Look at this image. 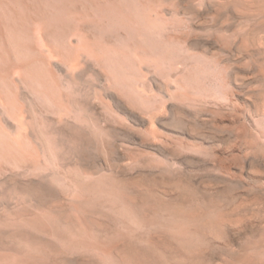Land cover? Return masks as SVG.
I'll return each instance as SVG.
<instances>
[{
    "label": "rangeland",
    "instance_id": "rangeland-1",
    "mask_svg": "<svg viewBox=\"0 0 264 264\" xmlns=\"http://www.w3.org/2000/svg\"><path fill=\"white\" fill-rule=\"evenodd\" d=\"M8 262L264 264V0H0Z\"/></svg>",
    "mask_w": 264,
    "mask_h": 264
},
{
    "label": "bare ground",
    "instance_id": "bare-ground-1",
    "mask_svg": "<svg viewBox=\"0 0 264 264\" xmlns=\"http://www.w3.org/2000/svg\"><path fill=\"white\" fill-rule=\"evenodd\" d=\"M7 249H8V248H7ZM7 249H6V250H7ZM16 252H17V251H16ZM6 253H7V252H6ZM9 253H10V252H9ZM9 253H8V254H9ZM15 255H16V254H15ZM1 258H2V257H1ZM1 260H2V259H1ZM3 260H4V259H3ZM18 260H19V259H18ZM2 262H3V261H2ZM17 262H18V261H17ZM8 264H9V262H8Z\"/></svg>",
    "mask_w": 264,
    "mask_h": 264
}]
</instances>
